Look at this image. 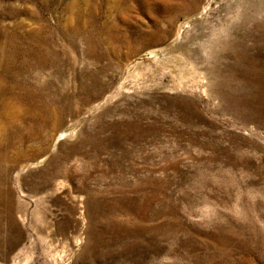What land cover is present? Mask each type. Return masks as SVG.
<instances>
[{
  "label": "rangeland",
  "instance_id": "rangeland-1",
  "mask_svg": "<svg viewBox=\"0 0 264 264\" xmlns=\"http://www.w3.org/2000/svg\"><path fill=\"white\" fill-rule=\"evenodd\" d=\"M0 264H264V0H0Z\"/></svg>",
  "mask_w": 264,
  "mask_h": 264
}]
</instances>
